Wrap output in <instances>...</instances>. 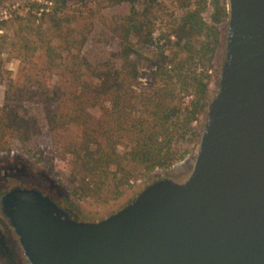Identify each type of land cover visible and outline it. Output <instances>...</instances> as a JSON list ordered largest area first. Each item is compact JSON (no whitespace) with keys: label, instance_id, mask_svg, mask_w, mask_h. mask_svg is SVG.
<instances>
[{"label":"trees","instance_id":"1","mask_svg":"<svg viewBox=\"0 0 264 264\" xmlns=\"http://www.w3.org/2000/svg\"><path fill=\"white\" fill-rule=\"evenodd\" d=\"M136 1L0 0V65L2 55L16 62L4 80L0 153L41 155L37 141H48L51 166L61 163L55 172L78 200L114 199L182 160L210 98L225 1L175 0L180 15L159 33L160 45L148 16L160 5ZM93 35L109 46L96 60L83 54ZM143 67L151 69L145 85ZM6 257L0 247V264Z\"/></svg>","mask_w":264,"mask_h":264},{"label":"water","instance_id":"2","mask_svg":"<svg viewBox=\"0 0 264 264\" xmlns=\"http://www.w3.org/2000/svg\"><path fill=\"white\" fill-rule=\"evenodd\" d=\"M216 92L188 174L97 221L36 187L0 195L23 264H264V0H226Z\"/></svg>","mask_w":264,"mask_h":264},{"label":"rangeland","instance_id":"3","mask_svg":"<svg viewBox=\"0 0 264 264\" xmlns=\"http://www.w3.org/2000/svg\"><path fill=\"white\" fill-rule=\"evenodd\" d=\"M160 5V11H153L148 16L154 23L155 31L153 33V42L155 45H160L162 39L159 38V33L164 34L165 26L180 15V10L177 8L175 0H153ZM192 1V0H191ZM225 4H226V0ZM143 0H137L134 5L139 7ZM153 2V3H154ZM16 6V4H14ZM122 11L126 13L127 6L121 7ZM206 18V14L202 15ZM226 21L217 25L221 34L225 32ZM108 44L103 39L93 35L83 49V54L90 60L103 58L108 51ZM223 58L222 51H217L212 60L211 68L208 71V92L211 97L217 88V76ZM16 62L14 60H6L5 55L1 56L0 65V104L2 103L4 80L6 73L15 72ZM150 67H143L139 70V81L145 85L149 82ZM205 113L198 117L194 124L195 129L200 133ZM63 137L71 138L74 136V131L70 130L62 135ZM198 139V138H197ZM197 144V141H196ZM196 144H188L189 152L182 160L174 163L166 169H154L145 175L130 182L121 194L114 198H99V199H82L78 200L70 196L65 186L64 181L56 174V170L61 167L60 162H55L51 166L48 141L38 140L37 149L41 151V155L37 152L35 154H23L18 151H10L9 153H0V195L8 188L15 185H22L26 187H36L42 191L43 194L48 195L59 207L68 210L72 216L77 220L82 221H97L104 216L119 209L124 204L128 203L135 194L142 189L146 184L153 180L160 178H171L177 181L182 180L189 172L193 157L196 150ZM52 168V169H51ZM0 247L7 256L9 264H23L19 256V248L15 241L11 230L6 226L3 219L0 217Z\"/></svg>","mask_w":264,"mask_h":264}]
</instances>
